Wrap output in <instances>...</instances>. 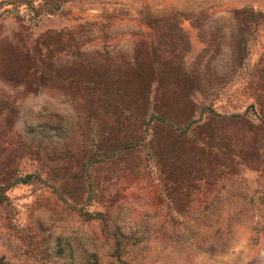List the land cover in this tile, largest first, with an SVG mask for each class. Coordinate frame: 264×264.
<instances>
[{"label": "rangeland", "instance_id": "374dc122", "mask_svg": "<svg viewBox=\"0 0 264 264\" xmlns=\"http://www.w3.org/2000/svg\"><path fill=\"white\" fill-rule=\"evenodd\" d=\"M0 264H264V0H0Z\"/></svg>", "mask_w": 264, "mask_h": 264}]
</instances>
